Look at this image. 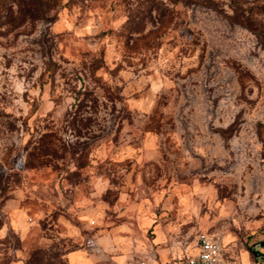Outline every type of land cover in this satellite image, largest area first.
Masks as SVG:
<instances>
[{
    "label": "clouds",
    "instance_id": "obj_1",
    "mask_svg": "<svg viewBox=\"0 0 264 264\" xmlns=\"http://www.w3.org/2000/svg\"><path fill=\"white\" fill-rule=\"evenodd\" d=\"M44 3L0 0V264H250L264 0Z\"/></svg>",
    "mask_w": 264,
    "mask_h": 264
},
{
    "label": "rangeland",
    "instance_id": "obj_2",
    "mask_svg": "<svg viewBox=\"0 0 264 264\" xmlns=\"http://www.w3.org/2000/svg\"><path fill=\"white\" fill-rule=\"evenodd\" d=\"M20 4V17L18 19L9 16V21L13 24L22 23L26 17L31 16L33 19L42 16L45 12L44 0H19ZM54 136L53 133H49L48 139ZM10 171L18 173L20 171V161L17 159L13 161L10 166ZM257 219H260L257 217ZM152 230L149 229V235H151ZM241 242L243 244V249L248 253V260L250 264H264V246H260V242L264 240V226L256 230L255 234L251 232H246L240 236ZM252 249H257L260 256H255ZM37 252L34 255V259L38 257Z\"/></svg>",
    "mask_w": 264,
    "mask_h": 264
},
{
    "label": "water",
    "instance_id": "obj_3",
    "mask_svg": "<svg viewBox=\"0 0 264 264\" xmlns=\"http://www.w3.org/2000/svg\"><path fill=\"white\" fill-rule=\"evenodd\" d=\"M259 244H260L261 247L264 246V240L261 241ZM252 251H253L255 256H260V254L258 253L257 249H252Z\"/></svg>",
    "mask_w": 264,
    "mask_h": 264
}]
</instances>
